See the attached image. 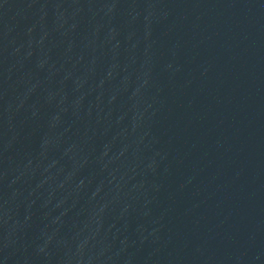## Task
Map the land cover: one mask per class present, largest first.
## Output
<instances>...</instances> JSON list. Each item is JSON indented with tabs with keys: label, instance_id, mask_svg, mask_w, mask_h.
<instances>
[{
	"label": "water",
	"instance_id": "1",
	"mask_svg": "<svg viewBox=\"0 0 264 264\" xmlns=\"http://www.w3.org/2000/svg\"><path fill=\"white\" fill-rule=\"evenodd\" d=\"M0 264H264V0H0Z\"/></svg>",
	"mask_w": 264,
	"mask_h": 264
}]
</instances>
